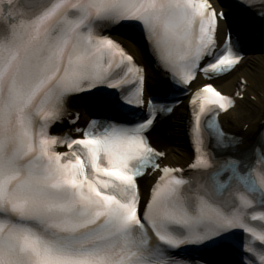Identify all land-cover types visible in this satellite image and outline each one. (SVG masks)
<instances>
[{"label":"snow or ice","instance_id":"snow-or-ice-1","mask_svg":"<svg viewBox=\"0 0 264 264\" xmlns=\"http://www.w3.org/2000/svg\"><path fill=\"white\" fill-rule=\"evenodd\" d=\"M241 4L264 19V0ZM116 29L138 30L181 87L244 61L232 14L209 0H0V264H201L224 246L237 264H264V137L239 151L219 124L237 99L209 82L192 100V174L162 167L150 137L173 107L152 97L145 108V69ZM238 87L243 100L247 81ZM76 98L101 118L75 128L81 138L52 135L77 124Z\"/></svg>","mask_w":264,"mask_h":264},{"label":"bare ground","instance_id":"bare-ground-1","mask_svg":"<svg viewBox=\"0 0 264 264\" xmlns=\"http://www.w3.org/2000/svg\"><path fill=\"white\" fill-rule=\"evenodd\" d=\"M219 1L212 0L215 6L221 9ZM231 14L232 22L237 21L238 15L235 12ZM222 27L226 29V24L223 23ZM126 46L140 63L147 66L149 82L153 85L152 65L147 61L141 47L132 40H127ZM242 81H247L248 88L246 94L241 93L244 95V99L240 100L237 93L239 92L238 86ZM220 87L226 95L237 99L236 107L221 118L222 125L228 134L243 140L239 150L248 149L264 135V53L254 54L251 59L246 61L245 68L241 72H238L229 81H223ZM252 96L255 97V100L250 99ZM74 109L86 115V110L80 105L76 104ZM185 114V110H182L180 116L171 118L152 132L154 144L167 155L162 167L188 169L193 163L194 156L186 136ZM175 133L177 135L173 139ZM158 176L159 174H156L152 178L146 179L142 187L143 194L146 195L147 188L156 181Z\"/></svg>","mask_w":264,"mask_h":264}]
</instances>
